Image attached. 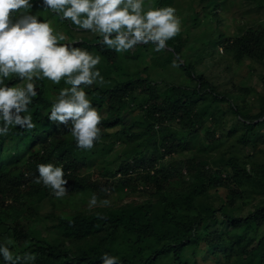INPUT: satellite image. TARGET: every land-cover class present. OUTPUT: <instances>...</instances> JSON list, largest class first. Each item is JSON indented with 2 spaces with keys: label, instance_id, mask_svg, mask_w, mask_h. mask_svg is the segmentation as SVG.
Here are the masks:
<instances>
[{
  "label": "trees",
  "instance_id": "1",
  "mask_svg": "<svg viewBox=\"0 0 264 264\" xmlns=\"http://www.w3.org/2000/svg\"><path fill=\"white\" fill-rule=\"evenodd\" d=\"M149 1L152 7L175 2ZM198 1L208 11L203 26L216 36L196 32L202 21L189 6L184 37L180 31L160 52L147 44L117 53L99 47L95 34L74 31L45 12L37 0L31 11L64 30L68 39L61 43L79 40L101 56L96 67L103 84L85 87L102 117L100 136L91 149L77 147L68 129L46 115L67 85L36 82L40 94L29 105L34 128L16 126L0 135V243L23 245L35 264H101L105 252L123 264H264V107L251 115L229 99L227 111L239 124L229 127L224 141L217 124L226 110L215 104L223 99L189 60V51L197 57L204 44H224L233 60L261 63L264 71V23L227 37L217 12L229 1L212 0L209 10L203 8L209 0ZM255 1L264 11V0ZM261 81L264 88V73ZM241 90L245 102L250 89ZM42 163L63 166L65 196L36 182ZM93 194L98 202L89 207ZM132 195L145 198L127 201ZM46 202L49 225L41 214ZM163 225L169 234H158Z\"/></svg>",
  "mask_w": 264,
  "mask_h": 264
},
{
  "label": "clouds",
  "instance_id": "2",
  "mask_svg": "<svg viewBox=\"0 0 264 264\" xmlns=\"http://www.w3.org/2000/svg\"><path fill=\"white\" fill-rule=\"evenodd\" d=\"M36 3L0 0V135L16 126L34 128L29 105L40 94L36 82L47 80L55 85L63 80L67 87L49 105L47 119L64 125L77 147L91 149L100 136L102 117L87 98L85 87L103 84L104 77L96 67L101 56L81 47L79 40L61 43L66 41L65 34L31 11ZM38 5L69 27L75 26L74 31L95 34L99 47L117 53L147 44L160 52L181 30L175 7H152L148 0H38ZM36 173V182L51 189L55 197L68 193L63 166L37 164ZM97 202L93 194L88 206ZM101 203L107 206L110 201ZM11 243H0V264H35L32 253L14 252ZM100 262L123 264L107 252L101 254Z\"/></svg>",
  "mask_w": 264,
  "mask_h": 264
},
{
  "label": "rangeland",
  "instance_id": "3",
  "mask_svg": "<svg viewBox=\"0 0 264 264\" xmlns=\"http://www.w3.org/2000/svg\"><path fill=\"white\" fill-rule=\"evenodd\" d=\"M190 1V3H189ZM211 1L203 2V8L205 10H209L211 7ZM229 1L225 6V9L219 13V25L221 29L224 30L225 35L231 36L238 28L242 29L243 27H247L250 24L254 23H264V11L256 6L255 0H227ZM149 6H151V2L148 0ZM201 5L198 0H186L185 2L182 0H175L174 6L176 8V15L180 18L181 21V30L182 37L186 35L184 34V26H182V18L184 19L185 25L190 24L189 6L194 7L193 9L199 11V18L202 21L201 27L197 29L198 34H203L205 36H210L211 32L215 29L211 27L208 30L209 25L203 26L204 22L207 19V15L202 11ZM205 13V14H204ZM75 28V26H72ZM216 27V26H215ZM57 32H64L63 29L54 28ZM207 31V32H205ZM191 32V30H190ZM213 36H216V32H213ZM66 36V34H65ZM181 37L180 32L171 38L167 43L170 44L174 42L176 39ZM68 37L66 36V40ZM204 42H207V37L203 39ZM187 44H191V41H188ZM204 44V43H203ZM203 51L195 57L192 55V51L190 52L189 60H194V66L198 73H203L205 77H207L216 87V93H218V99H223L216 101L215 104L219 106L221 110H226V115L224 121H220L217 124V133L223 135V140L227 138L225 133L229 127L237 123V118L230 114L227 111L229 99L235 100L239 105L245 106L249 109V113L251 115L254 114L257 106L264 107V88L261 78L263 76L264 71L261 68V63H250L249 60H241L236 61L231 58L230 53L226 51L224 48V44H216L213 46H206L204 44ZM206 49V50H204ZM242 87H248L250 89V95L247 96L245 102H243L240 94H242ZM238 117V116H237ZM239 127V126H238ZM205 132V130L201 131V134ZM240 132L238 129L237 134ZM217 137V134H215ZM230 142L235 141L234 135L230 136ZM228 141V138L226 139ZM263 146V145H262ZM221 148V147H220ZM217 153L212 154V156H217ZM179 157L173 161L176 166H181L183 162L178 161ZM199 159H203L200 157ZM89 165H93L92 161H89ZM145 198V195H132L127 198V201L131 202H139ZM124 200V201H126ZM49 209L48 203H44L41 209V214L45 217L44 221L47 225L53 223L54 221L49 218V216H45V213ZM159 235L169 234V231L165 228V226H157L156 228ZM23 245H19L18 248L13 249L14 252H18L20 254H24L22 250ZM204 264L203 262H201Z\"/></svg>",
  "mask_w": 264,
  "mask_h": 264
}]
</instances>
